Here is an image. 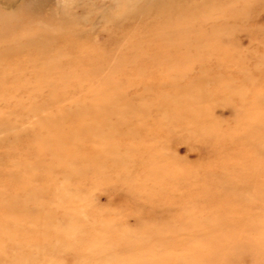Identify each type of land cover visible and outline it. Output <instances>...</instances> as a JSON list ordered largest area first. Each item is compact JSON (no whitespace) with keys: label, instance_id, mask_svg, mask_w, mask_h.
Here are the masks:
<instances>
[{"label":"rangeland","instance_id":"1","mask_svg":"<svg viewBox=\"0 0 264 264\" xmlns=\"http://www.w3.org/2000/svg\"><path fill=\"white\" fill-rule=\"evenodd\" d=\"M18 1L0 264H264V0Z\"/></svg>","mask_w":264,"mask_h":264},{"label":"bare ground","instance_id":"2","mask_svg":"<svg viewBox=\"0 0 264 264\" xmlns=\"http://www.w3.org/2000/svg\"><path fill=\"white\" fill-rule=\"evenodd\" d=\"M135 0H127L126 2H134ZM140 0H137V3L133 6V8L130 11H124L121 12V17H129L133 14L139 13L140 9L139 3ZM147 8L149 7H156V8H170L172 9L173 7H176L180 5L178 3V0H145ZM77 4L79 3L78 1L76 2ZM117 3V1H115ZM27 7H30V4L28 2H19L18 0H0V23H8L9 25L12 23V21L15 19L16 15L21 10H25ZM59 10V9H58ZM58 10L52 8L50 13L48 14V18L56 19L57 16L59 15L61 20L67 21L68 23L71 24V22L78 21L80 20L78 16L72 17L71 11H66L64 14L58 12ZM136 10V12H135ZM119 16V17H120ZM74 20H73V19ZM11 26V25H10ZM10 29V28H9ZM10 31V30H8ZM5 37V36H3ZM11 50V47L9 51ZM172 255V254H171Z\"/></svg>","mask_w":264,"mask_h":264}]
</instances>
